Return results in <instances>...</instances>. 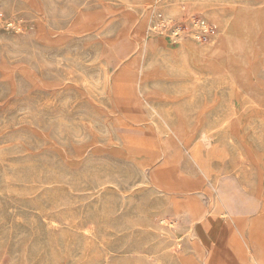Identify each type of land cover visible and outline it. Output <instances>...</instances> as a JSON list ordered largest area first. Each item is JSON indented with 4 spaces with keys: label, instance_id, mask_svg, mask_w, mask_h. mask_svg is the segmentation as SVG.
I'll use <instances>...</instances> for the list:
<instances>
[{
    "label": "rangeland",
    "instance_id": "obj_1",
    "mask_svg": "<svg viewBox=\"0 0 264 264\" xmlns=\"http://www.w3.org/2000/svg\"><path fill=\"white\" fill-rule=\"evenodd\" d=\"M263 252L264 0H0V264Z\"/></svg>",
    "mask_w": 264,
    "mask_h": 264
},
{
    "label": "built area",
    "instance_id": "obj_2",
    "mask_svg": "<svg viewBox=\"0 0 264 264\" xmlns=\"http://www.w3.org/2000/svg\"><path fill=\"white\" fill-rule=\"evenodd\" d=\"M190 27L194 29L192 34L198 41L207 40L210 34L214 31L213 24L194 15L192 19L178 21L177 19L165 16L160 11H156L153 13L149 21V30L154 35L160 36L173 44L177 43V41L184 37L187 32H190Z\"/></svg>",
    "mask_w": 264,
    "mask_h": 264
},
{
    "label": "crops",
    "instance_id": "obj_3",
    "mask_svg": "<svg viewBox=\"0 0 264 264\" xmlns=\"http://www.w3.org/2000/svg\"><path fill=\"white\" fill-rule=\"evenodd\" d=\"M230 256L231 257L228 259V261H223L221 264H242L239 260H236L237 258L235 259L232 254ZM261 258L264 259V257H259V261L256 264H264V260L263 263H261Z\"/></svg>",
    "mask_w": 264,
    "mask_h": 264
}]
</instances>
